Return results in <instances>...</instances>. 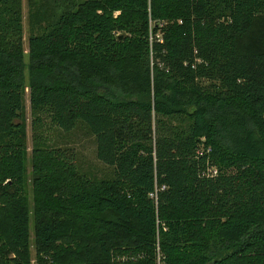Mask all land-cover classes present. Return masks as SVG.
Returning a JSON list of instances; mask_svg holds the SVG:
<instances>
[{
    "label": "trees",
    "instance_id": "obj_1",
    "mask_svg": "<svg viewBox=\"0 0 264 264\" xmlns=\"http://www.w3.org/2000/svg\"><path fill=\"white\" fill-rule=\"evenodd\" d=\"M29 6L26 52L0 0V264H264V0ZM45 116L85 124L114 178L46 144Z\"/></svg>",
    "mask_w": 264,
    "mask_h": 264
},
{
    "label": "rangeland",
    "instance_id": "obj_2",
    "mask_svg": "<svg viewBox=\"0 0 264 264\" xmlns=\"http://www.w3.org/2000/svg\"><path fill=\"white\" fill-rule=\"evenodd\" d=\"M44 2V0H42ZM23 5V25H24V48L28 52V39L31 33L30 29V6L29 0H22ZM36 19L41 20L42 17ZM28 56H26V62H28ZM27 73V69H26ZM25 115H26V136L28 146V160H27V177H28V189H31V182L29 181L31 173V152L34 146V127H33V115L30 104V91L26 89L25 92ZM179 123V121L177 122ZM43 138L46 140V144L50 147H58L68 150V153L79 170L86 174L88 177L94 180L100 179H113L115 176V169L113 166L104 163L97 157V143L95 136L91 134L89 129L81 121L77 122L75 129L72 131H63L59 127L53 125L48 117H44ZM203 141V140H202ZM34 222L31 219V242H32V256L33 260L36 257V250L33 246L34 243ZM36 262L33 261V264Z\"/></svg>",
    "mask_w": 264,
    "mask_h": 264
},
{
    "label": "built area",
    "instance_id": "obj_3",
    "mask_svg": "<svg viewBox=\"0 0 264 264\" xmlns=\"http://www.w3.org/2000/svg\"><path fill=\"white\" fill-rule=\"evenodd\" d=\"M202 146L204 147V145L202 144ZM202 147V149H198L197 153L199 155H202L203 153H210L211 152V148H206L204 149ZM218 168L216 167V165H209L208 168L206 169V171L204 172V175H206L207 177H216L218 175ZM151 197L153 198H156L157 197V194L155 193H151Z\"/></svg>",
    "mask_w": 264,
    "mask_h": 264
},
{
    "label": "water",
    "instance_id": "obj_4",
    "mask_svg": "<svg viewBox=\"0 0 264 264\" xmlns=\"http://www.w3.org/2000/svg\"><path fill=\"white\" fill-rule=\"evenodd\" d=\"M120 38H121V39H123V37H122V36H121Z\"/></svg>",
    "mask_w": 264,
    "mask_h": 264
}]
</instances>
